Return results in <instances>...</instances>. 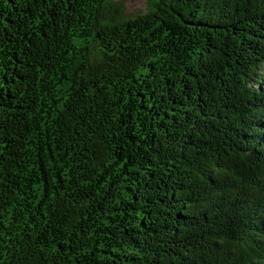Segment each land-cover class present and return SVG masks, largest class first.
<instances>
[{
	"label": "trees",
	"instance_id": "1",
	"mask_svg": "<svg viewBox=\"0 0 264 264\" xmlns=\"http://www.w3.org/2000/svg\"><path fill=\"white\" fill-rule=\"evenodd\" d=\"M0 0V264H264V0Z\"/></svg>",
	"mask_w": 264,
	"mask_h": 264
},
{
	"label": "rangeland",
	"instance_id": "2",
	"mask_svg": "<svg viewBox=\"0 0 264 264\" xmlns=\"http://www.w3.org/2000/svg\"><path fill=\"white\" fill-rule=\"evenodd\" d=\"M152 6V0H110L108 14L118 20L135 18L146 13Z\"/></svg>",
	"mask_w": 264,
	"mask_h": 264
}]
</instances>
